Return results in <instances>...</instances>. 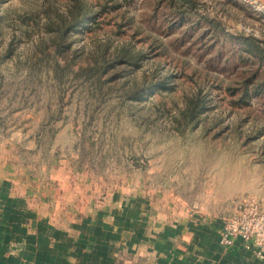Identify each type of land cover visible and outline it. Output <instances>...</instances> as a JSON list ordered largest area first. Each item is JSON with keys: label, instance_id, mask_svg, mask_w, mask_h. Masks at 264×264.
I'll return each instance as SVG.
<instances>
[{"label": "rangeland", "instance_id": "1", "mask_svg": "<svg viewBox=\"0 0 264 264\" xmlns=\"http://www.w3.org/2000/svg\"><path fill=\"white\" fill-rule=\"evenodd\" d=\"M236 37L264 47V0H0V207L244 247L224 226L264 213V64Z\"/></svg>", "mask_w": 264, "mask_h": 264}, {"label": "crops", "instance_id": "2", "mask_svg": "<svg viewBox=\"0 0 264 264\" xmlns=\"http://www.w3.org/2000/svg\"><path fill=\"white\" fill-rule=\"evenodd\" d=\"M1 203L5 209L0 207V264H264V258L255 257L237 241L220 246L219 221H191L181 229L177 226V231L166 226L148 239L143 235L147 228L132 237L126 225L130 222L121 226L112 219L101 221L99 210L58 229L37 214L27 221L30 211ZM119 248L133 255L132 260L120 261Z\"/></svg>", "mask_w": 264, "mask_h": 264}, {"label": "built area", "instance_id": "3", "mask_svg": "<svg viewBox=\"0 0 264 264\" xmlns=\"http://www.w3.org/2000/svg\"><path fill=\"white\" fill-rule=\"evenodd\" d=\"M240 212L227 220L223 241L230 244L234 238L240 237L247 250L259 258H264V213L251 211L245 215Z\"/></svg>", "mask_w": 264, "mask_h": 264}, {"label": "trees", "instance_id": "4", "mask_svg": "<svg viewBox=\"0 0 264 264\" xmlns=\"http://www.w3.org/2000/svg\"><path fill=\"white\" fill-rule=\"evenodd\" d=\"M83 18V19H82ZM87 17H75L74 19V23L77 24L79 23V26L83 25L88 19H86ZM236 38H241V37H236ZM242 44L244 46V50L245 52L248 54V56H252L254 58L257 59V61L259 62V65L264 64V47H260L257 39L253 38V37H242ZM125 53H123L120 57L119 60H130L135 62L134 55H130L129 57H126L124 55ZM260 67L257 66V70ZM256 71L253 73V76L255 75ZM253 94L254 95H259L261 93H264V78L261 81V83L259 85H256L253 88Z\"/></svg>", "mask_w": 264, "mask_h": 264}]
</instances>
